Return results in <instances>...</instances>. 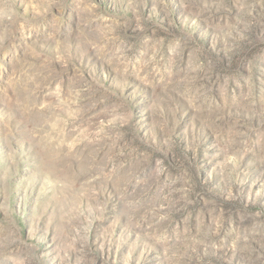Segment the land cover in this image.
Listing matches in <instances>:
<instances>
[{"label": "rangeland", "instance_id": "1", "mask_svg": "<svg viewBox=\"0 0 264 264\" xmlns=\"http://www.w3.org/2000/svg\"><path fill=\"white\" fill-rule=\"evenodd\" d=\"M0 264H264V0H0Z\"/></svg>", "mask_w": 264, "mask_h": 264}]
</instances>
